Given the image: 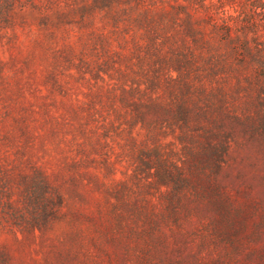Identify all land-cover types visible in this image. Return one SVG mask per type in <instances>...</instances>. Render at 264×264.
Returning a JSON list of instances; mask_svg holds the SVG:
<instances>
[{"label": "rangeland", "instance_id": "obj_1", "mask_svg": "<svg viewBox=\"0 0 264 264\" xmlns=\"http://www.w3.org/2000/svg\"><path fill=\"white\" fill-rule=\"evenodd\" d=\"M0 264H264V0H0Z\"/></svg>", "mask_w": 264, "mask_h": 264}]
</instances>
